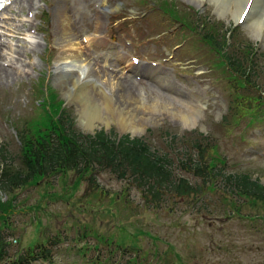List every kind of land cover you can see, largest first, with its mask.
Segmentation results:
<instances>
[{
  "label": "rangeland",
  "instance_id": "1",
  "mask_svg": "<svg viewBox=\"0 0 264 264\" xmlns=\"http://www.w3.org/2000/svg\"><path fill=\"white\" fill-rule=\"evenodd\" d=\"M8 2L11 14L0 17L1 63L14 75H0V143L11 169L19 168L18 130H26L33 119L45 120L52 92V102L62 101L82 133L91 134L92 128L130 136L131 130L116 119V107L111 114L104 103L106 97L126 100L119 114H135L136 123H142L132 137L172 151L171 156L184 150L195 156L198 139L211 153L206 160L217 166L224 162L227 172L264 178V42L258 45L231 13H220L211 0L199 6L188 0H32V8L20 12L14 0ZM208 35L225 37L227 54L251 63L248 78L230 71ZM71 36L87 64L81 81L93 105L85 116L80 114L82 96L63 97L67 84L80 77L77 68H54ZM100 47L115 55L105 60ZM131 58L154 61L167 76L147 79L144 71L132 70L138 66L125 63ZM198 90L202 102L189 99ZM197 103L194 124L185 125L176 112L193 106V116ZM169 142L171 150L166 149ZM3 167L0 163V175ZM179 173L198 181L191 173ZM88 175L70 171L11 192L0 189V234L7 242L18 240L9 244L11 254L46 241L49 260L32 264H126L132 250H138V264H264V206L241 196L224 201L209 190L194 204L165 192L151 205L137 188L109 172H96L92 184Z\"/></svg>",
  "mask_w": 264,
  "mask_h": 264
},
{
  "label": "trees",
  "instance_id": "2",
  "mask_svg": "<svg viewBox=\"0 0 264 264\" xmlns=\"http://www.w3.org/2000/svg\"><path fill=\"white\" fill-rule=\"evenodd\" d=\"M176 18L181 20L179 16ZM209 41L215 49L222 50L230 71L242 78L249 77L251 63L247 65L240 57L228 55L224 50L225 37L220 41L208 35ZM53 98L51 92L47 103L51 112L45 113L43 122L33 119L27 123L26 130H18L16 156L19 168L11 169L7 165V150L0 143V163L4 165L0 175L1 190L11 192L28 182L37 183L70 171L80 175L89 173L88 180L92 184L95 173L105 171L137 188L146 203L151 205L160 202L165 192L194 204L200 200V194L209 190L219 192L224 201L230 202L234 196H241L264 206V184L247 172H227L224 162L217 166V163L206 160V154L211 153L201 146L200 140L193 142V147H197L195 156L186 150L171 156L172 151L156 149L142 137L117 136L112 130L107 132L104 129L85 134L74 128L72 116L65 107H61L62 101L52 102ZM175 137L172 136L170 142H174ZM170 142L167 150L173 148ZM180 170L191 173L198 181L191 182L179 173ZM0 207L2 209L1 203ZM234 209V212H240L239 208ZM15 240L7 242L0 234V263L32 264L38 260H49V242H38L11 254L9 244L18 241ZM115 245L122 247L123 244L116 242ZM137 251H131L134 255L126 264H138Z\"/></svg>",
  "mask_w": 264,
  "mask_h": 264
},
{
  "label": "bare ground",
  "instance_id": "3",
  "mask_svg": "<svg viewBox=\"0 0 264 264\" xmlns=\"http://www.w3.org/2000/svg\"><path fill=\"white\" fill-rule=\"evenodd\" d=\"M192 1H197L195 3L197 4H201V2H203V0H192ZM213 3L216 4V6L218 7L217 9H219V12L220 13H231V15L233 16V18L237 21V19L239 18L240 16V12L243 10V6L246 2V0H211ZM12 3V2H11ZM10 3V4H11ZM14 4H18L19 7H18V11L20 12L21 9H31L32 8V0H14ZM34 4V3H33ZM259 4H260V0H256L255 3H254V6L251 10V13L249 15V17L246 19L244 25L246 27H248L250 29V31L252 32V35L254 37L258 36V34L260 33H263L264 34V6L263 7H259ZM14 6V5H13ZM5 7V6H4ZM61 8V7H60ZM11 9H12V6H9V7H5L4 8V11L1 10L0 12V17L3 16V13L4 12H9V14H11ZM33 11V10H32ZM31 12V10H30ZM6 14V13H5ZM7 15V14H6ZM64 15V14H63ZM12 16V15H11ZM6 17V16H5ZM4 17V18H5ZM7 18V17H6ZM68 18V17H67ZM3 19V18H2ZM6 19H4L5 21ZM64 21L67 22V19L64 18ZM20 22V21H19ZM9 23V22H8ZM4 24V23H3ZM22 24V23H21ZM64 24V23H63ZM69 24V23H68ZM7 24H5L6 26ZM12 25V24H11ZM70 25V24H69ZM1 26V25H0ZM65 26V24H64ZM65 29H67L69 31V26H67ZM21 30V29H20ZM65 31V30H64ZM12 32V31H11ZM19 32V31H17ZM15 32V34L17 33ZM25 32V31H24ZM66 32V31H65ZM69 33V32H68ZM19 34V33H18ZM74 38L73 36L71 37H68L65 42L63 43V48H65L63 50V52H61V54L58 56L57 58V61L55 64V69L58 68V66H61L63 68H67V67H71V66H74L77 68V73L80 74V77L78 78V80L74 83L73 81L70 82V86L67 84L66 88H65V95L66 97H69L71 95V97H78V96H82V98L84 99V102L82 101V103H80V114H82L83 116L87 115V109L90 110L91 109V106L93 105V103L91 102V97H90V93L87 91L86 89V86L83 84L84 82H82V77L83 76H86L87 75V71L85 70V66H87V64H85V59L82 58V54L79 52V50L76 48L77 45V42L75 43L74 42ZM99 42V40H97ZM102 42V41H100ZM33 43V42H32ZM3 44V41L2 39L0 38V75L3 76L5 79L6 78H9V76H13L14 74L11 72V70L9 71L8 69L4 68L3 67V64L4 63H1L3 61L4 58H1L2 56H4V54L2 53L3 49H1V45ZM10 46V45H9ZM34 46V45H33ZM37 46V45H36ZM32 47V46H31ZM11 48V47H10ZM33 48V47H32ZM102 50H103V54L106 56V51L104 49V47H100ZM26 49V48H25ZM28 49V48H27ZM31 49V48H30ZM35 49V48H34ZM12 50V48H11ZM17 50V49H16ZM24 49H22L23 51ZM97 50H99V48H97ZM15 51V50H14ZM32 51V50H31ZM5 52V51H4ZM13 52V51H12ZM29 52V50H28ZM10 55V54H8ZM15 55V54H14ZM22 55V54H21ZM110 55V54H108ZM7 56V55H6ZM17 56V55H16ZM15 56V57H16ZM21 57V56H20ZM117 57V56H116ZM10 58V57H9ZM2 59V60H1ZM12 62H13V58H11ZM16 59V58H15ZM21 59V58H20ZM9 60V59H8ZM9 62V61H8ZM7 62V63H8ZM24 62V61H23ZM83 62V63H82ZM125 63H128L129 65H134V62H130L129 60L126 61ZM9 64V63H8ZM16 64V63H15ZM14 64V65H15ZM22 64V63H21ZM57 65V66H56ZM25 66V65H24ZM136 66H139L138 64ZM26 67V66H25ZM27 68V67H26ZM18 69V68H17ZM21 70V69H19ZM24 70V68H23ZM58 70V69H57ZM64 70V69H63ZM132 70H135L134 68H132ZM21 71H19V74H20ZM62 72V70H61ZM158 72V71H156ZM155 73V72H153ZM22 75V74H21ZM66 76V74H63ZM59 76V75H58ZM57 76V78H58ZM64 76V77H65ZM2 77V78H3ZM56 78V79H57ZM63 78V77H62ZM115 78V77H113ZM4 79V80H5ZM14 79V78H13ZM12 79V80H13ZM111 79V78H110ZM11 80V79H10ZM58 80V79H57ZM59 81V80H58ZM113 82V81H112ZM106 83V82H105ZM115 83V82H114ZM84 87H83V85ZM89 86V85H88ZM178 89V88H177ZM98 91V90H97ZM201 91L198 90V92L196 94H191L190 98L189 99H194L195 100H198L199 99V102L202 101L201 98H200V94ZM119 97V96H118ZM116 98V97H115ZM174 98V97H173ZM131 99L134 100V102H136L135 98L134 97H131ZM141 99V98H140ZM158 99V97H157ZM161 99V98H159ZM103 100V99H102ZM115 100V99H114ZM145 100V99H144ZM151 100V99H150ZM155 100V99H154ZM169 100V99H167ZM165 100V101H167ZM179 100V99H178ZM125 101L126 100H120L119 101H114L112 102L110 98H107L106 97V100H105V107L106 109L109 110V112H111V114H113L112 110L117 109V116H116V119L117 121L123 125L124 128L126 129H130L132 133H137L140 131L141 129V126L140 124H137L136 123V116L135 114H133V117H125L123 116L122 114H119L122 112L123 108H119L120 106L122 107V105L125 104ZM149 101V100H148ZM190 101V100H189ZM98 102V101H97ZM130 102V100H129ZM142 102V101H141ZM153 102V101H152ZM171 102V101H170ZM103 103V104H104ZM182 103V102H180ZM184 103V102H183ZM185 103H187L185 101ZM101 104V103H99ZM98 104V105H99ZM102 104V105H103ZM128 104H131V103H128ZM139 104V103H138ZM198 104V103H197ZM132 105V104H131ZM130 105V106H131ZM146 105V103H145ZM164 105V104H163ZM166 105V104H165ZM173 105V104H172ZM199 105V104H198ZM90 106V107H88ZM95 106V105H94ZM155 106V105H153ZM135 107V106H134ZM156 107V106H155ZM168 107V106H167ZM193 107V106H191ZM189 107V108H191ZM103 108V107H102ZM171 108V107H169ZM186 108V107H185ZM189 108L183 110V109H180V111L176 112V114H179L180 115V118H181V121L185 124V125H192L194 124V117L197 115L199 109H200V105L198 108H196L194 111H196V113L192 116V112L189 110ZM149 109V108H148ZM157 109V108H155ZM133 110V109H132ZM138 110V109H137ZM160 110V108L158 109ZM163 111V110H162ZM171 111V110H170ZM156 112H158L156 110ZM107 113V112H106ZM115 113V112H114ZM140 113V111H139ZM171 112H169L170 114ZM115 115V114H114ZM174 115V114H173ZM107 117V116H106ZM142 117V116H141ZM152 117V116H150ZM179 117V116H178ZM154 118V117H153ZM83 119V118H82ZM149 120V119H148ZM152 120V119H151ZM84 121V120H83ZM108 121V120H107ZM139 121V120H138ZM141 121V120H140ZM144 121V120H143ZM95 122V121H94ZM109 122V121H108ZM86 125L88 127H94V123L92 122V120H86L85 121ZM119 124V125H120Z\"/></svg>",
  "mask_w": 264,
  "mask_h": 264
},
{
  "label": "water",
  "instance_id": "4",
  "mask_svg": "<svg viewBox=\"0 0 264 264\" xmlns=\"http://www.w3.org/2000/svg\"><path fill=\"white\" fill-rule=\"evenodd\" d=\"M260 2L264 3V0H260ZM247 3H248L249 6H250V10H248V14H247V16H246V18H245V20H244V23H245L246 19L249 17V15H250V13H251V10H252V8H253V6H254L255 1H253V0H248ZM191 4H193V3H191ZM63 97H64V100L67 98L66 95H63ZM65 101H66V100H65ZM90 130H91V133H94L93 130H92V128H90ZM133 134H134V133L131 132V133H130V136H131V135L133 136ZM132 136H131V137H132ZM260 181H261L262 183H264V178H261Z\"/></svg>",
  "mask_w": 264,
  "mask_h": 264
},
{
  "label": "flooded vegetation",
  "instance_id": "5",
  "mask_svg": "<svg viewBox=\"0 0 264 264\" xmlns=\"http://www.w3.org/2000/svg\"><path fill=\"white\" fill-rule=\"evenodd\" d=\"M120 2H118V4H119ZM108 8V7H107Z\"/></svg>",
  "mask_w": 264,
  "mask_h": 264
}]
</instances>
